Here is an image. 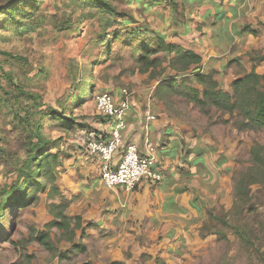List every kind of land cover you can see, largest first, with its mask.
Listing matches in <instances>:
<instances>
[{
  "label": "rangeland",
  "instance_id": "rangeland-1",
  "mask_svg": "<svg viewBox=\"0 0 264 264\" xmlns=\"http://www.w3.org/2000/svg\"><path fill=\"white\" fill-rule=\"evenodd\" d=\"M110 1L118 12L132 15L133 18H121L119 24L108 28V35L102 38L99 37L102 13L87 0H36L37 8L29 19L20 20L17 15L16 24L9 23L0 28V50L11 54H0V62L3 71L12 76V80H9L0 72L1 86L11 92L18 85L28 93L39 95V109L50 106L60 110V102L64 103V107L68 106L66 92L74 74L80 77L84 73L75 95H80L82 90L85 93L72 110L73 116L80 122L90 118L96 120L95 98L102 93H109L117 99L122 98L120 95L124 89L130 99L153 100L156 107L159 106L172 118L182 122L190 132L198 136L207 135L211 150L215 149L216 157L222 156L220 183L226 192L219 194L217 191L210 207L224 216L232 203L233 177L239 170L250 165V148L255 144H264V130H239L234 124V118L228 114L214 108L207 112L201 111L183 98L173 96L164 105L151 92L156 82H149L146 74H140L135 69V59L140 54L135 49L138 42L116 41L112 37L115 29L123 34L129 30L146 28L164 36L191 27V33L182 40L187 44L188 40H193V35L207 42L212 29L216 33L220 29L222 48H230L226 53H221L220 48L215 53L213 49L209 50L202 70L206 72L215 69L218 72L215 78L220 87L229 90L231 81L251 68H255L259 74L264 72V62L258 59L264 54V0H221L220 8L199 7L195 0H186L185 7L196 8L203 17L198 20L192 15L185 21L176 18L160 4L152 3V0ZM228 7L242 8L241 17H238V11H231L233 16L227 15L229 22L224 20ZM230 22L233 26L228 30L226 24ZM195 25H199L201 30H197ZM166 40L180 41L174 36H167ZM3 96L0 89V148L6 149L8 155L0 151V189L10 185L16 178L13 160L26 155L23 132L14 122L4 102L6 100H2ZM23 96L24 105H32V99ZM42 124L49 138L59 139L61 158L71 156L74 150L66 146L72 140L70 138L74 141L78 139V131L64 133L48 119H44ZM62 167L58 168L56 184L66 178L67 171ZM248 190L250 205L258 214L264 215V189L258 183L249 182ZM48 191L47 188L39 191V200L35 204L23 208L12 207L5 212L0 222V264H104L105 246L99 243V232H96V236H88L85 232L80 236V231H77L74 242L80 245L78 251H72V243L59 241L60 233L56 228L49 230L53 249L31 241L32 230L45 229L46 223L52 219L49 203L67 202V195L63 193L61 197L55 195L50 200ZM88 208L87 205H80L66 211L70 217H75L78 211L83 215ZM214 225L221 227L217 221H214ZM212 233L207 235L206 241L183 250L174 264H263L252 256V249L242 246L231 229L224 230V238ZM258 244L264 250V234ZM58 251L68 253L59 258Z\"/></svg>",
  "mask_w": 264,
  "mask_h": 264
},
{
  "label": "trees",
  "instance_id": "trees-1",
  "mask_svg": "<svg viewBox=\"0 0 264 264\" xmlns=\"http://www.w3.org/2000/svg\"><path fill=\"white\" fill-rule=\"evenodd\" d=\"M98 8L102 13L100 22L99 37L107 36V29L117 26L123 17L132 20V15L118 12L110 0H87ZM186 0H152V3L160 4L162 8L169 10L176 18L185 21L186 18L196 16L199 20L200 13L196 8L185 7ZM199 7L221 6V0H195ZM36 0H0V28L7 24H16L19 15L20 20L29 19L31 13L37 8ZM188 10V11H187ZM185 12H188L187 17ZM197 30H201L199 25H195ZM191 33V27L183 30L172 31L162 36L158 31L146 28L129 30L123 34L117 29L113 32V39L138 42L135 49L140 54L135 59V69L140 74H146L149 82H156L152 85L153 96L164 105L173 96L183 98L187 103H192L199 110L207 112L214 108L223 114H228L234 118V124L239 130H264V72L259 74L255 68H251L241 76H237L231 81L229 90H223L218 80L215 78L218 72L215 69L204 72L202 70L203 56L199 51L191 49L188 44L183 43L186 35ZM170 34V35H169ZM167 36L177 37L180 41H167ZM189 42V41H187ZM109 48V47H108ZM0 54L10 56L0 50ZM260 62H264V54L258 57ZM198 69V71H196ZM0 72L9 80L12 76L3 71L0 62ZM79 77L74 74L68 90L66 100L68 106L60 102L61 109H54L48 106L46 109H39L41 106L37 102L35 93H28L20 86L16 85L15 91H6L4 86L0 89L4 96L2 100L6 104L14 122L21 128L24 136L25 157L13 160L16 173L15 180L0 189V222L10 208H23L35 204L39 200L38 192L48 191L50 200L57 196H62V192L56 182L59 178V166L63 164V159L59 151V139L49 138L43 130L42 121L48 119L54 123L64 133L86 130L81 137V146L84 151V139L95 136L99 140L102 131H94V128L87 122H80L73 116V106L81 99L85 91L80 95L75 92L80 86ZM32 99V105H24V96ZM122 96V93L121 95ZM120 97H117L119 99ZM167 106V105H166ZM98 122L104 124V119L96 112ZM55 150V151H54ZM6 155V149L0 148ZM85 152V151H84ZM250 165L239 170L233 177L232 203L224 216H220L213 207L207 206L206 219L203 221L201 229L207 230L200 237L206 234H216L226 237L224 230L231 229L236 239L248 250L252 249V256L264 264V250L259 245V240L264 234V215L258 214L250 205L251 196L248 190V183H258L264 189V144H255L250 148ZM63 199V198H62ZM68 203H49V213L52 215L51 221L46 223L43 230H32L31 241L37 242L47 249H53L50 243L49 230L56 228L59 233V241L69 242L72 251H78L80 245L74 242L77 231L80 236L84 233L82 218L79 215L70 217L66 214ZM14 215L11 216L13 220ZM217 221L221 227L214 225ZM209 232V233H208ZM0 236H2L0 234ZM57 249V247L55 246ZM82 250H84L82 248ZM59 252V258H63L68 253ZM89 264V263H86ZM107 264H125L121 261H112Z\"/></svg>",
  "mask_w": 264,
  "mask_h": 264
},
{
  "label": "crops",
  "instance_id": "crops-1",
  "mask_svg": "<svg viewBox=\"0 0 264 264\" xmlns=\"http://www.w3.org/2000/svg\"><path fill=\"white\" fill-rule=\"evenodd\" d=\"M226 9L224 20L227 22L230 20L227 15L233 16L231 11H238V17L243 12L240 7ZM226 25L231 30L233 23ZM221 32L217 29L216 33L213 28L207 42L196 35L192 41L188 40V47L202 54V64H206L209 50L215 53L220 48L221 53H226L230 48H222ZM148 112L155 116L154 120H146ZM125 120L123 141L114 155V163L120 159L127 143H135L142 155L145 142L149 141L155 148L157 162L153 172L160 174L159 180L143 178L131 191L106 186L100 178L101 159L83 151L80 141L86 131L83 129L76 133L80 134L78 139L70 138L66 146L74 151L63 159L62 169L67 174L57 186L67 195V209L89 207L83 215L79 211L76 215L80 214L88 236L99 232V243L105 246L104 264L112 261L174 264L183 250L207 240L209 234L200 237L207 217L205 209L213 204L217 191L226 192L220 183L223 158L216 157L215 149L211 150L207 135L190 132L182 122L156 107L153 100L130 99ZM85 122L95 132L100 131L98 120L90 118ZM66 214L70 215L67 211Z\"/></svg>",
  "mask_w": 264,
  "mask_h": 264
},
{
  "label": "built area",
  "instance_id": "built-area-1",
  "mask_svg": "<svg viewBox=\"0 0 264 264\" xmlns=\"http://www.w3.org/2000/svg\"><path fill=\"white\" fill-rule=\"evenodd\" d=\"M129 105V93L124 89L119 99L109 93H102L95 98V110L104 119L100 128L102 134L99 140L95 136L85 138L84 151L101 159L100 178L106 186H119L131 191L143 178L157 181L160 174L153 172L157 160L155 148L149 141L145 142V153L142 155L135 143H127L120 159L114 163V155L123 141ZM154 119L153 114H146L147 121Z\"/></svg>",
  "mask_w": 264,
  "mask_h": 264
},
{
  "label": "water",
  "instance_id": "water-1",
  "mask_svg": "<svg viewBox=\"0 0 264 264\" xmlns=\"http://www.w3.org/2000/svg\"><path fill=\"white\" fill-rule=\"evenodd\" d=\"M196 71H198V69H196Z\"/></svg>",
  "mask_w": 264,
  "mask_h": 264
},
{
  "label": "bare ground",
  "instance_id": "bare-ground-1",
  "mask_svg": "<svg viewBox=\"0 0 264 264\" xmlns=\"http://www.w3.org/2000/svg\"><path fill=\"white\" fill-rule=\"evenodd\" d=\"M84 234V233H83ZM83 236V235H82Z\"/></svg>",
  "mask_w": 264,
  "mask_h": 264
}]
</instances>
